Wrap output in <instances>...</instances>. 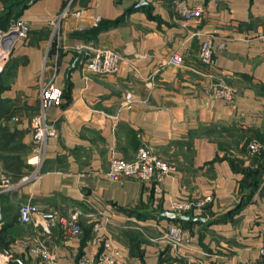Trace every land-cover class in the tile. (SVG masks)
Returning <instances> with one entry per match:
<instances>
[{
    "label": "crops",
    "instance_id": "obj_1",
    "mask_svg": "<svg viewBox=\"0 0 264 264\" xmlns=\"http://www.w3.org/2000/svg\"><path fill=\"white\" fill-rule=\"evenodd\" d=\"M30 1L0 27L18 17L30 24L27 37L0 43V134L24 159L17 173L37 168L30 123L42 83L53 81L62 100L46 109L57 132L38 176L0 190V253L15 251L7 264H96L106 239L124 264H255L264 248V0H184L204 7L198 20L183 18L178 0ZM6 5L0 0V16ZM66 6L54 32L49 21ZM207 39L217 46L214 66L199 59ZM92 45L120 56L117 73L81 70ZM175 53L178 65L168 63ZM216 83L233 100L211 95ZM128 91L135 102L121 106ZM252 142L260 152H249ZM142 143L176 170L159 186L112 180V157L132 161ZM174 200H206L197 219H179L180 255L154 227L178 219L165 215ZM27 201L78 211L81 233H45L38 215L22 223ZM40 244L51 262L30 254Z\"/></svg>",
    "mask_w": 264,
    "mask_h": 264
},
{
    "label": "built area",
    "instance_id": "obj_2",
    "mask_svg": "<svg viewBox=\"0 0 264 264\" xmlns=\"http://www.w3.org/2000/svg\"><path fill=\"white\" fill-rule=\"evenodd\" d=\"M179 14L187 20H198L204 13V7L201 5L189 6L184 0H178L176 2ZM70 13L69 6H66L61 14L55 19L49 21L54 32L57 31L60 21ZM30 31V24L25 19L18 17L11 22L8 29L0 28V43L5 37L11 36L9 46L11 47L15 40L27 37ZM264 39V34H263ZM222 45V44H220ZM9 47V48H10ZM217 46L209 39L204 40L200 47L199 59L202 63L208 66L215 65V51ZM121 63L120 56L113 50L108 48H102L98 46H89L88 55L82 65V71L85 73L96 74H115L118 72ZM168 63L178 65L181 63V57L175 53L168 60ZM211 95L216 97H224L228 100H233L234 92L223 83L213 84L211 87ZM62 100V92L60 89L54 86L53 81H45L40 88V108L36 114L32 117L30 127L33 133L34 139V157L35 161L32 163L37 168L30 174L25 175L18 182H31L38 176L39 166L44 162L46 152V143L49 138L56 135V126L54 123L49 122L46 115V109L57 105ZM146 100H142L140 103H144ZM134 94L131 91L125 93L121 106L131 107L134 104ZM248 150L251 154H256L261 150V145L257 142H252L248 146ZM174 170V167L166 164L157 157L151 147L142 143L138 148L135 158L132 161H125L121 158L112 157L110 162L109 177L112 180L123 181L131 178L139 182H155L157 185L161 183L165 177L169 176ZM0 188L10 187L8 186V180L2 181ZM14 185V184H13ZM11 185V186H13ZM206 200H198L195 202L186 200H174L171 204V210L176 214H182V212L196 211L204 205ZM35 215L40 216V225L45 233H50L52 229L58 226L63 234H70L77 236L81 233V225L79 221V212L75 211L64 216L59 214L56 210H41L37 204L27 201L19 206V219L22 223H29L33 220ZM156 230L161 234V240L166 244H169L173 250L177 253L182 251L185 241L187 239L184 235V229L176 223H171L167 226L156 223ZM95 230H99V226H96ZM20 247H25V241H17ZM104 251L97 259L96 264H124L120 259V253L114 246L110 239L103 241ZM13 251H6L0 253V263L7 264L14 256ZM30 254L40 255L45 262H51L50 254L42 244L31 247L29 249ZM262 262L264 264V248L261 249ZM86 264V263H85ZM258 264V263H257Z\"/></svg>",
    "mask_w": 264,
    "mask_h": 264
},
{
    "label": "rangeland",
    "instance_id": "obj_3",
    "mask_svg": "<svg viewBox=\"0 0 264 264\" xmlns=\"http://www.w3.org/2000/svg\"><path fill=\"white\" fill-rule=\"evenodd\" d=\"M0 79H2V76L1 75H0ZM3 82H5V81L1 80L0 81V85H3ZM0 106H1V104H0ZM0 123H1V121H0ZM0 126H5V125L4 124H0ZM2 137H3V140L2 141L0 140V185L3 183L2 181H7L8 180V183H9L8 186H11V185H13L14 183H17L20 180V178L16 177L17 175L15 176V174H17V173H14V172H16L17 170H19V168H21V166H23L25 164L22 162L24 159L21 158V155H17V156L13 155L14 154L13 153L14 152L13 150L14 149L17 150V148H16L17 146L14 145L15 143H10L8 141V138H9L8 135L0 134V138H2ZM161 160H163V159H161ZM14 161H17V164L12 163ZM163 162H165L166 164L174 167V170H176V168H175V166L173 164L168 163V162H166L164 160H163ZM41 166H42V164L39 166L38 171L40 170ZM16 167H18V168H16ZM174 170H172V172ZM31 173L32 172L30 170H28V173L23 174L21 176V178L23 176H25V175H30ZM161 183H159L157 186H159ZM1 189L2 188H0V190ZM156 189H158V188H156ZM186 201H189V200H186ZM171 212H174V211L171 210ZM193 212L194 211L182 212V214H179V215H185V216L191 217V214ZM260 251H261V249H260ZM178 255H180V253H178ZM261 258H262V255H260L259 260L255 264H257V263L259 264V262H262L261 261L262 260Z\"/></svg>",
    "mask_w": 264,
    "mask_h": 264
},
{
    "label": "trees",
    "instance_id": "obj_4",
    "mask_svg": "<svg viewBox=\"0 0 264 264\" xmlns=\"http://www.w3.org/2000/svg\"><path fill=\"white\" fill-rule=\"evenodd\" d=\"M27 0H6V9L4 10V12H3V14L0 16V27L2 26H4L5 24H6V21H4V20H7L8 19V17L10 16V15H12L13 13L14 14H16V13H18V12H16L18 9V6L19 5H23V6H21L20 8H24L25 6H26V2ZM17 17V16H16ZM16 17H14V18H16ZM8 22V21H7ZM9 22H10V20H9ZM1 81V80H0ZM2 89V85H0V90ZM5 116H6V114H5ZM0 140L2 141L3 140V137L2 138H0ZM2 148V147H1ZM3 149V148H2ZM263 151V150H262ZM261 151V152H262ZM260 152V151H259ZM14 173H17V172H14ZM17 175V176H16ZM23 174L22 173H17V174H15V176L16 177H18V178H21V176H22ZM175 223L176 224H179V223H182L181 222V220H179V219H176L175 220Z\"/></svg>",
    "mask_w": 264,
    "mask_h": 264
},
{
    "label": "water",
    "instance_id": "obj_5",
    "mask_svg": "<svg viewBox=\"0 0 264 264\" xmlns=\"http://www.w3.org/2000/svg\"><path fill=\"white\" fill-rule=\"evenodd\" d=\"M34 1L35 0H31L30 2L33 3ZM142 2H144V0H142ZM85 54H86V52H81V55L86 56ZM1 210H2V206L0 204V224L3 222V216H2ZM165 215L171 219H175V218H178L181 220H190V219L195 220V219H197V218L189 217V216H185V215H177L174 212L166 213ZM19 263L23 264V262H21V261H19Z\"/></svg>",
    "mask_w": 264,
    "mask_h": 264
}]
</instances>
